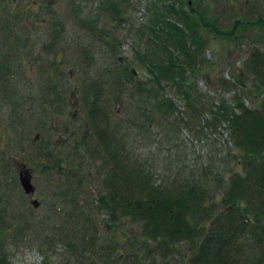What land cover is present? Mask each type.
<instances>
[{"label": "rangeland", "instance_id": "374dc122", "mask_svg": "<svg viewBox=\"0 0 264 264\" xmlns=\"http://www.w3.org/2000/svg\"><path fill=\"white\" fill-rule=\"evenodd\" d=\"M184 1L2 3L0 264H206L204 252L212 264L216 253L224 264H256L264 254L251 171L260 160L242 154L230 120L264 111L250 61L254 50L264 54V0H198V11L235 33L204 30L203 48L166 80L158 73L170 55L154 9ZM101 142L111 158L100 157ZM23 164L32 194L19 180ZM246 177L247 201L231 203L232 181ZM155 191L188 205L184 237L156 234L153 214L117 202L123 195L145 206Z\"/></svg>", "mask_w": 264, "mask_h": 264}, {"label": "trees", "instance_id": "16d2710c", "mask_svg": "<svg viewBox=\"0 0 264 264\" xmlns=\"http://www.w3.org/2000/svg\"><path fill=\"white\" fill-rule=\"evenodd\" d=\"M198 0H185V5H178L174 4H167L164 6H157V9H154L155 18H158L157 23L155 24L158 27L161 37H160V44H162L163 51L168 52L170 55L169 59L162 60V64L160 67L165 66V68H160L161 72L158 74L164 76L166 80H175L177 73L179 71L184 70L185 66L192 61L195 53L203 48L202 42V34L204 30H216L219 33L226 35V34H234L235 30L231 32L224 31L216 22H213L214 15L208 14L205 10H197L195 8V4ZM186 6L189 7L186 9ZM180 21H179V20ZM250 24H259L260 18L257 20L250 19ZM249 22L245 23V25L249 26ZM236 23L240 24L239 20ZM238 28V25L235 26ZM261 50V49H260ZM182 53L183 58L178 56V53ZM178 56V60H177ZM250 61L252 65V75L256 83V87L260 89L264 85V54L260 53V51H253L250 55ZM125 72V71H124ZM170 73V75H168ZM126 76H131V72H125ZM169 76V77H168ZM241 95V94H240ZM238 107L241 106V103H236ZM228 110L224 109V114H226ZM235 111L231 113V115H235ZM243 113V114H242ZM241 114H238L235 119H230L237 125L238 134L236 136V144L242 151V154L250 156L251 158L260 160V164H257L252 167L251 171H255L259 173L257 181L253 184L257 185L256 193L259 194L260 199L258 200L259 203V210L256 213V217L259 219L260 216L264 215V111L257 110H249L246 109ZM232 117V116H230ZM251 179V178H250ZM247 177L243 178L242 180L234 179L231 184V197L229 201L234 203V201H247L248 196L251 193L252 187L249 186V182L247 181ZM131 186V185H130ZM152 193L151 199L149 202L143 206L141 203H137L132 200V198L124 197L123 196V204H125L124 209L125 212L130 214H136L135 212L139 208L138 211H141L140 214L143 216H151L154 215L153 219L156 220L154 232L156 234H165L169 235L170 237H184L187 233V228L185 224V207H188L187 204H183L181 199L174 200L173 197H168L167 195L163 194V191L159 193ZM151 194V193H150ZM181 196V198H183ZM168 200V201H166ZM142 207V208H140ZM179 208V211H176L175 208ZM159 209L163 208L162 210L165 211L163 213V217L158 216V213L152 212L150 214L149 210L151 209ZM170 209V213L166 211ZM177 208V209H178ZM145 209L148 211L146 212ZM241 212L242 215L240 217L245 218L246 207H242ZM154 210V209H153ZM245 210V211H244ZM174 211H176L174 213ZM169 212V211H168ZM152 215V216H153ZM165 216H168L165 218ZM161 217V219H160ZM165 218V219H164ZM150 219V218H149ZM152 219V220H153ZM182 219V220H181ZM153 220V221H154ZM160 221V222H158ZM244 221V220H243ZM187 222V221H186ZM215 235H221V231L214 232ZM179 235V236H177ZM208 239V238H207ZM210 239V238H209ZM211 239L205 243L204 250L207 252H211L212 245L209 244ZM216 247V246H215ZM204 260L206 264L210 263L214 258V256H218L219 260L215 262L216 264H224L225 261L222 257L216 253L213 257L204 252ZM208 259V260H207ZM212 264V263H210ZM256 264H264V254L257 259Z\"/></svg>", "mask_w": 264, "mask_h": 264}, {"label": "flooded vegetation", "instance_id": "af4514ba", "mask_svg": "<svg viewBox=\"0 0 264 264\" xmlns=\"http://www.w3.org/2000/svg\"><path fill=\"white\" fill-rule=\"evenodd\" d=\"M4 2H5V4H6V3H8V0H0V7H2V3H4ZM6 12H8V10H7ZM6 54H7V52H6ZM54 87H57V84H56V83H54ZM0 88H1V87H0ZM1 89H2V88H1ZM7 89H8V84L5 85V90L8 91ZM49 111H50V114H51V113H55V111H58V108H57V106L54 108V105H53V107H52L51 109H49ZM39 136H40V135L37 134V137H38V138H39ZM101 143H102V144L99 146L100 149H101V150H100V154H99L100 157H101V156L104 157V156L106 155V156H109V157L111 158V157L114 155L113 152H112V151H108V149L106 150V151H107V152H106V151H105V148H107V147H106V146H107L106 142H101ZM76 149H77V147H76ZM77 153H78V152H77ZM86 153H87V152H86ZM104 154H105V155H104ZM108 154H109V155H108ZM116 167H117V166H115V169H116ZM25 168H29V167H28L26 164H23V166H22V170L25 169ZM113 169H114V167H113ZM29 170H31V169L29 168ZM20 171H21V170H20ZM30 172H31V171H30ZM109 175H110L109 177H110L112 180H114L115 178H117V180L120 181V175H118V172H115V176H114V173H112V172H111ZM120 183H121V182H120ZM118 189H119V190L122 189V186H120V184L118 185ZM119 190L117 191V194H119ZM117 202H118V204H120V205L123 204V195H122V198H121V199L118 198ZM122 206H123V205H122Z\"/></svg>", "mask_w": 264, "mask_h": 264}, {"label": "water", "instance_id": "95a60500", "mask_svg": "<svg viewBox=\"0 0 264 264\" xmlns=\"http://www.w3.org/2000/svg\"><path fill=\"white\" fill-rule=\"evenodd\" d=\"M19 180H20L21 186L25 190L24 192H26L28 194H32L35 191V187L31 181L32 180V174H31L29 168H25L19 172ZM31 202L34 206H36V207L39 206L38 200L33 199Z\"/></svg>", "mask_w": 264, "mask_h": 264}]
</instances>
